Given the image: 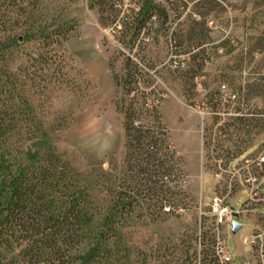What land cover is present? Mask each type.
<instances>
[{
	"label": "rangeland",
	"instance_id": "374dc122",
	"mask_svg": "<svg viewBox=\"0 0 264 264\" xmlns=\"http://www.w3.org/2000/svg\"><path fill=\"white\" fill-rule=\"evenodd\" d=\"M147 2L0 0V162L51 150L68 165L80 264H215L211 196L264 150V0H152L132 39ZM130 104L153 161L126 154Z\"/></svg>",
	"mask_w": 264,
	"mask_h": 264
},
{
	"label": "trees",
	"instance_id": "16d2710c",
	"mask_svg": "<svg viewBox=\"0 0 264 264\" xmlns=\"http://www.w3.org/2000/svg\"><path fill=\"white\" fill-rule=\"evenodd\" d=\"M152 9V0H148L146 12H138L136 26L129 34L132 39L154 16ZM126 63H131L130 58ZM134 107L130 104L122 110L126 154L137 161L144 155L150 162L156 149L144 146L155 140L148 128L134 125ZM83 213V198L71 169L51 150L33 155L16 172L0 162V264L14 255L25 264H80L81 254L72 256V251L80 242ZM88 253H93L92 247Z\"/></svg>",
	"mask_w": 264,
	"mask_h": 264
},
{
	"label": "built area",
	"instance_id": "2783aa9c",
	"mask_svg": "<svg viewBox=\"0 0 264 264\" xmlns=\"http://www.w3.org/2000/svg\"><path fill=\"white\" fill-rule=\"evenodd\" d=\"M227 172L228 181L212 194L207 207L212 215L215 264H264V224L255 228L244 240L252 248L253 258L250 261L233 258L226 236V233L231 231L230 223L233 220L230 209L232 202L228 201L234 193L237 194L240 188L245 190L246 198L241 205L244 212L264 203V194L261 191L264 179V150L256 156L243 159L232 169H227ZM199 208L200 214H206L202 210L205 208L202 203ZM165 209L169 211V208Z\"/></svg>",
	"mask_w": 264,
	"mask_h": 264
},
{
	"label": "crops",
	"instance_id": "0c3cea01",
	"mask_svg": "<svg viewBox=\"0 0 264 264\" xmlns=\"http://www.w3.org/2000/svg\"><path fill=\"white\" fill-rule=\"evenodd\" d=\"M241 189L242 188H240L238 195H240ZM261 191L264 194V179H263V182L261 184ZM238 195L236 196V198L238 197ZM236 198L234 199V201H232L231 206H235L234 203H235ZM237 214L240 218H247L249 220L250 224L244 227L240 223L239 220H236L241 225V228L233 235L238 237V239H239V241L243 247V249L237 254L236 259H238V260H249L250 261L253 258L252 248L248 244H246L244 240L255 228L264 224V203H260L255 208H253L252 210H249L246 212H244L240 208V210L237 212ZM226 236L228 237V233H226Z\"/></svg>",
	"mask_w": 264,
	"mask_h": 264
},
{
	"label": "water",
	"instance_id": "95a60500",
	"mask_svg": "<svg viewBox=\"0 0 264 264\" xmlns=\"http://www.w3.org/2000/svg\"><path fill=\"white\" fill-rule=\"evenodd\" d=\"M230 209L232 210V216L234 218L230 223L231 233L235 234L241 228V225L235 219L238 217V214L233 210L234 206H230Z\"/></svg>",
	"mask_w": 264,
	"mask_h": 264
}]
</instances>
